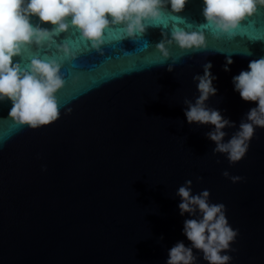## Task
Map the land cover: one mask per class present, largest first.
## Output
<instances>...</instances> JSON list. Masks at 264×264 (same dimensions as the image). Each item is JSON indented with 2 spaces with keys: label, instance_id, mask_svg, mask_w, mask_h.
<instances>
[{
  "label": "water",
  "instance_id": "water-1",
  "mask_svg": "<svg viewBox=\"0 0 264 264\" xmlns=\"http://www.w3.org/2000/svg\"><path fill=\"white\" fill-rule=\"evenodd\" d=\"M202 9L203 0H188L180 13L169 4L135 39L112 26L103 54L70 27L55 43L14 57L23 66L33 56L57 59L65 84L55 94L60 117L36 129L16 125L11 102L0 101V264H166L172 246L191 243L183 222L195 217L180 214L176 195L189 179L192 194L208 190L238 230L228 264H264V128H255L246 155L230 164L205 135L214 126L189 124L184 113L185 99L199 95L193 76L210 61L217 93L205 103L235 122L223 129L225 141L238 130L256 103L241 99L232 78L264 57V9L219 38L199 27ZM173 25L203 30L207 47L168 45L165 59L155 45ZM64 41L75 58L56 48ZM228 56L234 62L225 71ZM225 170L244 179L233 183ZM193 251L196 264H208Z\"/></svg>",
  "mask_w": 264,
  "mask_h": 264
},
{
  "label": "clouds",
  "instance_id": "clouds-1",
  "mask_svg": "<svg viewBox=\"0 0 264 264\" xmlns=\"http://www.w3.org/2000/svg\"><path fill=\"white\" fill-rule=\"evenodd\" d=\"M188 0H0V101L8 100L12 107L9 118L18 126L36 129L49 125L60 117V106L55 95L64 84L61 63L55 58L41 59L33 56L26 66L14 61V57L23 56L31 45L42 47L46 42L55 43L53 39L70 27L77 29L91 48L103 54L105 30L112 26L122 25L126 37L135 39L137 34L143 35L150 26L149 21L160 20L170 4L171 12L180 13ZM264 9V0H203L202 14L205 23L201 29L211 28L216 38L227 35L234 36L242 21L252 17ZM32 17H38L40 23H31ZM178 17V16H177ZM183 20V18L178 17ZM50 24L52 27H42ZM191 28V25H189ZM163 39L155 45L165 59L170 57L168 45L176 44L185 51H198L207 47L203 30H187L173 25L171 36L162 33ZM56 48L66 57L75 58L76 52L67 41L56 44ZM234 61L226 57L223 66L230 71L229 65ZM174 63L167 66L173 71ZM212 63L203 64V75L193 76L198 81L199 92L195 102L185 99L187 107L184 113L189 124L213 125L214 128L205 133L214 142L213 153L226 154L230 164L239 162L247 153L255 128H264V57L253 59L248 70H241L233 76L234 90L239 92L245 102H255L256 106L245 114L246 119L239 123L238 130L230 139L225 127L235 128L234 121L222 116L217 109L210 108L206 101L217 93L213 81L217 79L210 69ZM66 111L71 113L72 109ZM219 162V161H218ZM223 176L233 183L244 178L231 176L227 170ZM203 177H197L202 180ZM193 181H185L176 195L180 197L178 205L181 215L188 213L195 218L183 222V234L191 242L186 246L178 241L168 250L166 264H196L194 249L202 253L208 264H228L232 257L227 251L235 240L238 230L233 229L225 215L223 203H210V192L203 190L192 194ZM161 240L163 237L161 236ZM223 253V254H222Z\"/></svg>",
  "mask_w": 264,
  "mask_h": 264
}]
</instances>
